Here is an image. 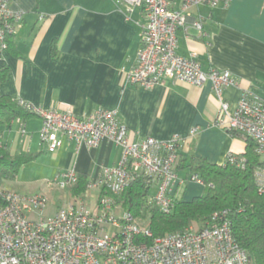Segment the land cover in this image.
Here are the masks:
<instances>
[{
    "label": "crops",
    "instance_id": "obj_1",
    "mask_svg": "<svg viewBox=\"0 0 264 264\" xmlns=\"http://www.w3.org/2000/svg\"><path fill=\"white\" fill-rule=\"evenodd\" d=\"M179 4L180 0H171L173 7ZM9 5L22 13V19L14 33L18 56L8 49L0 52V67L9 69L0 94L43 109H71L77 115L97 108L116 110L133 140L186 136L195 127L196 132L180 150L186 158L194 155L217 164L228 152L244 151L242 138L214 124L218 99L209 83L196 86L162 78L146 89L126 81L145 21L140 7L129 10L116 0H10ZM190 10L202 16L204 33L190 22L186 30L178 29L177 53L194 54L203 70L229 71L237 83L224 87L222 97L231 107L243 89L264 99V0H228ZM53 42L56 57L51 55ZM40 123L35 114L25 119L17 116L3 126L0 143L13 155L36 153L29 162L40 161V170L54 179L74 169L88 181L101 167L112 166L119 159L120 148L112 141L76 148L64 135H59L57 149L47 151L40 142ZM178 174L183 176L185 171L179 169ZM73 187L63 191L73 197ZM203 188L201 183L189 182L177 189L175 197L189 200ZM83 195L87 206L94 208L99 191Z\"/></svg>",
    "mask_w": 264,
    "mask_h": 264
},
{
    "label": "built area",
    "instance_id": "obj_2",
    "mask_svg": "<svg viewBox=\"0 0 264 264\" xmlns=\"http://www.w3.org/2000/svg\"><path fill=\"white\" fill-rule=\"evenodd\" d=\"M116 2L129 10L140 7L145 19L140 47L133 66L126 71V81L146 89L162 78L196 86L209 83L218 99L214 124L255 142L263 165L255 169L254 176L258 191L263 192L264 99L243 89L231 107L222 97L224 87L237 83L229 71L216 67L203 70L194 54L185 57L176 51V31L186 30L188 22L201 35L204 33L202 16L193 15L191 7L226 4L228 0H180L178 7H173L171 0ZM9 3L0 0L1 51L6 49V32L15 33L22 19V13L11 10ZM20 103L39 116V138L47 151L57 149L61 145L59 135H64L76 148L112 141L120 148V156L114 165L101 167L96 177L87 181L83 194L99 191L94 208L87 206L83 194L73 195L67 208L46 218V198L42 194H20L0 186V264H250L246 251L232 236L229 220L223 216L225 211L215 214L213 222L204 228L185 227L146 243L136 240V235L151 236L148 227L141 226L147 224V219L139 220L115 200L133 177L143 176L149 189L146 202L167 213L179 187L193 181L203 184L196 174L180 176L176 170L180 150L196 132L195 127L186 136L133 140L113 109L97 108L90 114L77 115L71 109H43ZM223 161L238 167L245 164V158L233 152H228ZM77 181L78 173L69 169L47 184L63 190ZM118 208L122 209L120 215L115 213Z\"/></svg>",
    "mask_w": 264,
    "mask_h": 264
},
{
    "label": "trees",
    "instance_id": "obj_3",
    "mask_svg": "<svg viewBox=\"0 0 264 264\" xmlns=\"http://www.w3.org/2000/svg\"><path fill=\"white\" fill-rule=\"evenodd\" d=\"M0 20V26H1ZM6 49L18 56L14 42V33L6 32ZM56 44L53 42L51 55L57 56ZM1 52V50H0ZM8 67H0V84L6 81ZM34 115L17 100L8 95L0 94V133L4 125L13 118L25 119ZM231 136H238L245 142V148L240 155L245 158L243 167L228 162L210 163L206 159L190 155L188 158L180 153L176 164L185 171V176L196 174L204 184L201 194L189 200L175 197L173 206L167 213L146 202L148 186L143 176L131 179L124 191L115 196L123 209L133 216L147 219L151 236L136 235V240L151 243L154 238L190 225H198L196 229L204 228L213 222L215 214L222 215L229 220L232 236L236 243L246 251L250 264H264V191L259 192L254 171L263 165L262 157L256 152L255 142L247 135L236 131ZM36 153L11 154L0 143V185L6 179L14 178L20 167L31 161ZM87 178L78 175V182L74 184L73 194L84 191ZM104 192V191H103Z\"/></svg>",
    "mask_w": 264,
    "mask_h": 264
},
{
    "label": "rangeland",
    "instance_id": "obj_4",
    "mask_svg": "<svg viewBox=\"0 0 264 264\" xmlns=\"http://www.w3.org/2000/svg\"><path fill=\"white\" fill-rule=\"evenodd\" d=\"M41 167L42 165L40 161H38L37 163L27 162L20 167L17 175L14 178L6 179L0 186L4 188H6L5 186L11 187L20 194H42L46 198V205L43 211V216L48 218L56 213V211L67 208L72 197H70V195L65 193L63 190L59 189L57 186L49 187L47 183L48 181H52L54 177L46 174L44 171H41ZM179 174H183V171H180ZM189 189L192 192H194L195 190L191 186ZM121 210L122 209L118 208L115 210V213L117 215H120ZM143 225L148 227V224L142 223L141 226ZM197 226L198 225L196 224L190 225V227L192 228H198Z\"/></svg>",
    "mask_w": 264,
    "mask_h": 264
}]
</instances>
